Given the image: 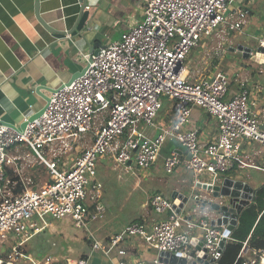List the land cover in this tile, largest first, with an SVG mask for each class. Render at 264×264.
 <instances>
[{"label": "built area", "instance_id": "obj_1", "mask_svg": "<svg viewBox=\"0 0 264 264\" xmlns=\"http://www.w3.org/2000/svg\"><path fill=\"white\" fill-rule=\"evenodd\" d=\"M251 14L242 0H146L144 20L97 53H82L85 72L53 91L40 116L25 115L23 129L0 121V238L13 241L8 262L24 257L19 245L41 230L44 214L71 217L78 228L104 216L103 183L98 179L102 158L113 160L119 177L135 169L146 171L172 139L185 154L173 149L164 159L165 171L191 172L194 189L201 190L199 183L214 185L236 164L244 165L243 141L264 147L260 99L254 90L243 83L231 94L230 74L223 69L192 79L186 62L192 49L232 31L243 33ZM252 36L264 45V27ZM259 65L264 73V60ZM164 99L174 102L179 112L158 125ZM195 106L217 121L218 132L207 141L201 140L194 123ZM146 125L158 127V133L147 134ZM87 136L91 143L73 155ZM16 145L30 148L47 167L50 179L43 186L26 183L19 192L9 187L6 165L13 162L9 151ZM192 195L203 196L200 191ZM150 203L157 213L168 211L167 217L152 225L144 220L128 223L109 236L105 252L117 249L125 256L123 243L136 239L156 247L158 255L151 262L122 258L117 264H166L159 259L162 251L195 257L199 240L204 241L208 256L216 258L213 264H218L224 225H213L208 216L189 219L176 213L174 199L160 192L151 196ZM91 238L94 248L104 247L93 234ZM248 250L252 249L245 242L241 264H257L258 251L246 256Z\"/></svg>", "mask_w": 264, "mask_h": 264}, {"label": "crops", "instance_id": "obj_2", "mask_svg": "<svg viewBox=\"0 0 264 264\" xmlns=\"http://www.w3.org/2000/svg\"><path fill=\"white\" fill-rule=\"evenodd\" d=\"M35 1L0 0V121L19 124L25 115L39 111L46 103L45 96L52 93L51 89L67 82L76 71L81 69V62L85 63L82 53L89 52L91 44L97 42L107 44L145 18L146 0H87L85 9L89 11L88 28L82 31V34L79 33L76 36L69 34L64 38H58L37 19ZM39 1L41 16L50 25L59 29L65 28L66 25L67 28L73 25L81 5L79 0ZM242 1L251 8L250 20L243 33L232 31L222 38L221 46L226 40L225 46L228 51L219 63L227 58V68L223 70L230 74L231 94L246 83L259 97L260 120L264 128V79L262 77L264 73L260 72L258 62L245 59L230 49L233 45L248 43L249 37L260 32L264 27V0ZM102 38L109 40L103 42ZM203 49H206V46H203ZM189 76L192 79L196 78L190 73ZM167 101L170 104L164 108V101L156 120L158 125L167 123V119L170 121L179 112L174 102L168 99ZM192 116L194 123L200 129L199 135L202 141H207L217 134V121L204 109L195 106ZM145 131L153 135L158 133L159 129L154 127L153 130L147 131L145 127ZM241 146L244 165L236 164L224 176L243 179L250 183L252 181L254 184H251L257 189L264 183V147L247 141H243ZM173 149L185 154V149L177 142L170 152L162 155L150 169L141 172L135 169L130 175L132 177H129V185L134 187L126 189L124 193H116L112 203L107 201L104 216L90 221L93 225L89 231L76 227L71 217L42 218L41 230L34 232L19 245V247L26 245V252L22 251L24 257L12 264H78L82 259L86 261V264H117L122 258H139L145 262H151L158 255V250L143 240L130 239L124 242L123 245L127 251L125 256L121 255L117 249L106 253L109 236L120 232L132 221L144 220L152 225L163 218V214L157 213L150 203L151 196L156 192L171 197L175 189L187 194L200 191L203 197L212 198L211 190L194 189L191 172L182 168L171 174L165 171L164 159ZM9 153L13 162L6 165V179L14 192L21 191L26 183L33 187H41L50 179L47 167L37 161L33 151L27 146H13ZM103 159L105 158L100 161ZM106 159L116 171L118 179H128L126 175L128 173L119 177V171L115 169L113 160L110 157ZM98 179L101 180L99 171ZM139 188L143 190L142 198L127 208L128 201ZM109 209L112 210L108 211ZM192 210L194 219L208 216L211 220L218 216L210 206L200 211V209L194 210L191 205L183 213L191 214ZM91 234L103 243V248L93 247L94 239L91 238ZM5 242L6 246L13 244L10 238L0 240L1 245ZM46 243L49 247L42 248ZM0 258L5 259L4 256Z\"/></svg>", "mask_w": 264, "mask_h": 264}, {"label": "water", "instance_id": "obj_3", "mask_svg": "<svg viewBox=\"0 0 264 264\" xmlns=\"http://www.w3.org/2000/svg\"><path fill=\"white\" fill-rule=\"evenodd\" d=\"M81 3L79 7V12L77 18L71 27L59 29L50 25L40 14V1H35V13L37 19L40 23L46 27L54 36L58 38H64L67 35L76 36L79 33L82 34L86 28H88L89 22V11L86 8L87 0H79ZM104 44L97 42L93 43L90 46V52L97 53L99 48ZM230 49L234 52L239 53L245 59H252L258 63L263 62L264 60V45H258L254 47L249 43H239L236 46H231ZM87 66H84L82 69L76 71L72 77L67 81V83H71L75 78L82 75ZM60 85L57 88L51 89V92L57 90L62 87ZM40 90V87H38ZM46 103L45 105L37 112L33 113L31 119H34L40 116L47 104L50 101V95L45 96ZM7 122V121H5ZM14 124L12 122H8ZM20 128H24L26 126V122H22L19 124ZM199 187L206 190H211V197H203L194 198L192 193L187 194L178 189H175L172 192V199H174L173 207L176 213L183 212L193 206V209H200L203 211L207 206H210L212 210L217 212L218 216L213 217L211 222L213 225H224V237L220 242L219 254L222 252L226 242L227 237L230 236L232 231L236 228L239 223V217L243 210L249 206L255 199L256 188L248 181L243 179H237L232 177H224L219 183L214 185L209 183H199ZM221 200H217V199ZM193 210L191 214H187L186 217L191 219L193 217ZM195 257L193 254L181 253H173L169 251H162L159 255L160 261L166 264H213L216 260L215 257H209L207 253V249L204 246V241L199 240V243L195 245ZM0 264H12L7 260L0 258Z\"/></svg>", "mask_w": 264, "mask_h": 264}, {"label": "rangeland", "instance_id": "obj_4", "mask_svg": "<svg viewBox=\"0 0 264 264\" xmlns=\"http://www.w3.org/2000/svg\"><path fill=\"white\" fill-rule=\"evenodd\" d=\"M121 37V35L114 37L113 40L115 39H119ZM103 42H107L109 39L108 38H102L101 39ZM223 39L220 37H216L215 40H212L211 42L207 44H202L201 46L192 49L191 54L189 55L188 59H187V63L189 65V73L190 75H192V77H198V76H208L213 74L214 70L216 69H226L227 68V62L225 58L223 60L222 63H219L222 58V56L228 51L226 45V40L225 43L222 44L221 46V41ZM249 44H252L254 47L258 46V40L256 37L250 36L249 37ZM203 46H206V49H203ZM85 66L84 62H81V69ZM263 79H264V75H262ZM165 100V107H167L170 103L167 101V99ZM31 115V114H29ZM23 119V118H22ZM22 119L21 121H19V124L22 123ZM147 131H151L154 129L153 126H148L146 125ZM91 143V138L90 136H87L85 139L82 140V142H80V148H74L72 151L73 155H78L81 151V149L83 147H85L87 144ZM177 144V142L175 140H171L169 139L163 146L162 148V152H161V156L162 155H166L167 153L170 152V149L172 147H174ZM105 160V161H104ZM161 161V160H160ZM107 162V163H106ZM98 171H99V176L103 182V186H104V197L103 200L106 203L107 201L109 203L113 202L114 199V195L116 193H124L126 191V189H130L134 186L129 185L130 183V178L132 177L130 176L131 174H133L132 172L126 174L128 176V179H118L117 178V174L116 171L112 168V166L109 165V160H107L106 158L103 160H99L98 161ZM135 178V176H134ZM144 181V180H143ZM134 182V181H133ZM250 182V181H249ZM146 183V182H144ZM252 184H254L251 181ZM128 185V186H127ZM146 186V185H145ZM139 187V186H138ZM143 195V190L142 188H139L138 190H135L133 197L130 198V201H128V205L127 208L132 206L133 204H136L138 200H140L142 198ZM112 209H109L108 211H111ZM168 215V211L166 213H164L162 216L163 217H167ZM51 215L50 214H44L43 215V219H47L49 218ZM91 225V226H90ZM93 223L89 222L88 226L90 228H83L86 230H90L92 227ZM95 226V225H94ZM87 231V232H88ZM89 234V232H88ZM1 240V238H0ZM25 244H23L22 246H20V249L24 252H26V248H25ZM42 247V246H41ZM49 244H43L42 248H48ZM45 249V250H46ZM13 250V244H9L6 246V242L3 243L1 245L0 243V257H5L4 260H6V256ZM9 252V253H8ZM246 256L251 255L252 252L251 250H248L247 252L244 253ZM264 256V255H263ZM8 258V257H7Z\"/></svg>", "mask_w": 264, "mask_h": 264}, {"label": "trees", "instance_id": "obj_5", "mask_svg": "<svg viewBox=\"0 0 264 264\" xmlns=\"http://www.w3.org/2000/svg\"><path fill=\"white\" fill-rule=\"evenodd\" d=\"M231 237L222 250L218 264H241L242 257L239 255L245 242L249 249L258 251L257 264L261 263L264 255V183L256 189L254 201L241 213Z\"/></svg>", "mask_w": 264, "mask_h": 264}, {"label": "bare ground", "instance_id": "obj_6", "mask_svg": "<svg viewBox=\"0 0 264 264\" xmlns=\"http://www.w3.org/2000/svg\"><path fill=\"white\" fill-rule=\"evenodd\" d=\"M260 264H264V256H262V260Z\"/></svg>", "mask_w": 264, "mask_h": 264}]
</instances>
